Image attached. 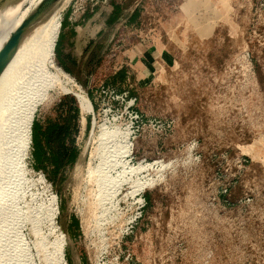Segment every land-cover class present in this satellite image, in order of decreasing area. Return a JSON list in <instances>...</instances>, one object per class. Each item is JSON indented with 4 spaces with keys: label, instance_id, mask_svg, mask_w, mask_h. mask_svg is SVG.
<instances>
[{
    "label": "rangeland",
    "instance_id": "374dc122",
    "mask_svg": "<svg viewBox=\"0 0 264 264\" xmlns=\"http://www.w3.org/2000/svg\"><path fill=\"white\" fill-rule=\"evenodd\" d=\"M191 1L150 3V28L164 49L150 58L149 68L146 62L144 67L131 64L124 55L131 40L111 60L107 51L97 72L96 55L74 74L66 72L54 48L56 66L88 96L93 110L85 114V123L80 119L75 144H64L59 152L66 158L74 146L77 160L55 175L42 162L43 144L35 127L54 114L62 97H77L57 93L50 105L38 109L26 159L25 201L36 206L56 197L55 225L67 264H264V0H208L213 7L207 11L202 5L191 8ZM88 4L59 0L44 16L61 11L63 23L69 10L79 18ZM37 7L32 6L29 16ZM216 11L221 18L212 32L206 18H214ZM121 61L129 64L121 70H129L130 82L107 85ZM127 91L144 116L138 139L132 138L125 105L113 99V92ZM172 119L173 131L154 130ZM102 124L129 131L131 166L168 164L144 174L158 182L140 194L149 204L123 242L119 233L136 206L127 197L130 186L112 201H99L97 185L89 182L88 155ZM34 194L39 200L32 203ZM247 198L252 201L243 203ZM25 233L32 239L29 227Z\"/></svg>",
    "mask_w": 264,
    "mask_h": 264
},
{
    "label": "bare ground",
    "instance_id": "6f19581e",
    "mask_svg": "<svg viewBox=\"0 0 264 264\" xmlns=\"http://www.w3.org/2000/svg\"><path fill=\"white\" fill-rule=\"evenodd\" d=\"M41 1L0 0V51L29 18L32 6H38ZM207 1L195 0L191 8L199 9L202 5L207 11L213 7ZM27 4L31 7L25 9ZM60 12L42 16L25 29L18 48L0 75V264H67L63 238L55 225L56 197H48L36 206L25 201L26 159L38 109L50 105L57 93H71L79 101L84 123L85 114L93 110L88 96L54 62L62 24ZM211 18L206 19L210 20L213 31L215 21L221 16L216 11ZM129 135V131L107 124L99 126L93 134L95 146L88 155V175L89 182L97 185L95 195L99 201L114 200L129 185L127 197L140 203V194L154 189L158 182L146 179L144 174L154 167L159 170L168 166L162 162L131 166ZM39 183L44 184V179L40 178ZM48 190L46 187L44 193ZM32 196V203L39 200L38 195ZM27 227L32 239L25 233Z\"/></svg>",
    "mask_w": 264,
    "mask_h": 264
},
{
    "label": "crops",
    "instance_id": "0c3cea01",
    "mask_svg": "<svg viewBox=\"0 0 264 264\" xmlns=\"http://www.w3.org/2000/svg\"><path fill=\"white\" fill-rule=\"evenodd\" d=\"M151 2L152 0H96L88 4L86 13L79 18H74L72 10H69L62 23L55 48L59 65L67 67L68 72L74 74L77 67L87 65L89 56L96 55L98 61H95L94 71L97 72L100 70L102 58L109 50L110 44L122 34L121 29L126 27L128 30H140L142 34L141 37L132 38L131 45L124 55L129 57L131 64L139 62L138 64L143 67L150 66L147 64L150 58L164 49L160 38L156 36L158 34L150 28L149 5ZM149 31L154 32L151 39ZM120 64L123 67L129 65L123 61ZM123 70L122 73L124 72L125 76L123 84L126 86L130 82L128 78L130 72ZM122 73H113L114 76L107 82L113 81L116 84Z\"/></svg>",
    "mask_w": 264,
    "mask_h": 264
},
{
    "label": "trees",
    "instance_id": "16d2710c",
    "mask_svg": "<svg viewBox=\"0 0 264 264\" xmlns=\"http://www.w3.org/2000/svg\"><path fill=\"white\" fill-rule=\"evenodd\" d=\"M62 68L68 72L67 67L62 66ZM122 71L124 70L120 72L122 73ZM123 74L124 72L118 77L119 80H124L125 76ZM106 84H114V82H106ZM53 111L54 114L48 115L42 124H36L35 136L43 144L42 162L44 165L50 166L55 175H59L65 166L73 165L78 158L74 146L70 147L66 158H62L59 152L64 144H75L76 136L80 131L79 121L82 116L77 99L71 95L62 97L53 108ZM44 165H41L42 168Z\"/></svg>",
    "mask_w": 264,
    "mask_h": 264
},
{
    "label": "built area",
    "instance_id": "2783aa9c",
    "mask_svg": "<svg viewBox=\"0 0 264 264\" xmlns=\"http://www.w3.org/2000/svg\"><path fill=\"white\" fill-rule=\"evenodd\" d=\"M90 2H95L96 0H87ZM85 12V10L83 11ZM121 33L119 36H117L113 41V45L109 48L108 53H110V60L116 56V52H120V50L124 47L126 42H129V40H132V38H135L136 36L141 37L142 32L137 29H127L126 27H123L121 29ZM108 55V56H109ZM117 65H115L116 67ZM115 71L118 72L123 68V65L121 64L119 67L115 68ZM114 72V73H116ZM113 99L114 102L117 104L125 105V109L128 111V115L130 118V129L132 132V138L138 139L140 137V134L142 133L144 129V116L143 114H140L139 111L136 110L137 107V98H132L130 96V93L124 92L122 94H116L113 92ZM156 127V126H155ZM154 130L157 132H162L164 134H167L174 130L175 128V120H165L163 124L160 126H157V130ZM193 148V147H192ZM197 159H199L197 157ZM229 190L228 188H225L223 190L224 193H227ZM252 200L250 198H247L244 200L243 203L248 204ZM147 208V202L144 197H141V202L136 203V206L133 210V215L130 218V220L127 222L126 227L122 228L119 233V240L123 242L126 237L130 236L134 233V230L136 229L139 221H141L144 217V210Z\"/></svg>",
    "mask_w": 264,
    "mask_h": 264
},
{
    "label": "water",
    "instance_id": "95a60500",
    "mask_svg": "<svg viewBox=\"0 0 264 264\" xmlns=\"http://www.w3.org/2000/svg\"><path fill=\"white\" fill-rule=\"evenodd\" d=\"M58 1L59 0H42L38 5L36 11L23 22V24L16 30V32L11 35L8 42L0 51V75L7 67L16 49L18 48L25 29L31 24L40 20V18L44 16L46 12L50 10V8Z\"/></svg>",
    "mask_w": 264,
    "mask_h": 264
}]
</instances>
